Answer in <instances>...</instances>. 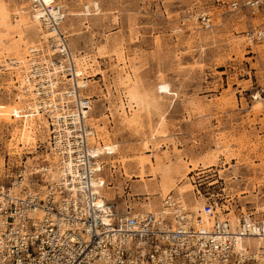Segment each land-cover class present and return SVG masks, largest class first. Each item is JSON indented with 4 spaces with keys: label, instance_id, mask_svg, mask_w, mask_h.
<instances>
[{
    "label": "rangeland",
    "instance_id": "374dc122",
    "mask_svg": "<svg viewBox=\"0 0 264 264\" xmlns=\"http://www.w3.org/2000/svg\"><path fill=\"white\" fill-rule=\"evenodd\" d=\"M56 1L64 6L62 28L77 64L88 65V86L82 92L92 96L89 123L95 131L104 129L98 142L104 144L107 134L119 146L101 174L113 200L121 208L143 210L149 199L137 193L141 184L137 161L160 156L168 158L164 163L171 161L180 168L172 194L182 196L190 206L215 199L227 204L235 217L245 212L263 219L264 96L254 99L253 94L264 86V50L246 39L245 18L213 0H96L101 10L91 15L83 9L94 0ZM20 7L28 17L33 13L28 0H9L12 21ZM202 10L215 16L211 28L196 19ZM72 11L80 14L67 15ZM18 31L14 27L0 36L6 39L0 56L25 55L26 47L40 38V34L26 37L24 42ZM207 32L213 37L204 42ZM14 78V70L0 69V104L16 93ZM161 81L170 82L177 95L164 98L158 108L140 111L142 132L137 133L123 120L134 112L127 91L131 85L155 88ZM257 100L262 107H256ZM121 103H126L124 111ZM161 114L165 115L161 131L152 137ZM13 127L0 120V175L23 169L25 184L37 188L39 179L30 171L52 159L49 135L14 155ZM210 159L216 160L215 165L205 168L203 163ZM152 167L146 166L145 180L159 189L163 167L158 163ZM163 196L160 192L152 199L156 210L161 209Z\"/></svg>",
    "mask_w": 264,
    "mask_h": 264
},
{
    "label": "built area",
    "instance_id": "2783aa9c",
    "mask_svg": "<svg viewBox=\"0 0 264 264\" xmlns=\"http://www.w3.org/2000/svg\"><path fill=\"white\" fill-rule=\"evenodd\" d=\"M28 1L52 35L42 34L35 42L26 57L27 67L15 57L0 56V69L14 70L15 81L16 69L24 71L32 88L22 87L39 101L36 115L48 123L51 151L72 150L83 183L74 191L48 178L50 162L30 171L39 179L37 188L25 184L23 169L1 174L0 264H264V245L257 249L242 243L247 237L264 236V220L245 212L231 219L233 211L215 199L208 198L199 211L175 195L167 197L158 211L121 208L106 198L98 202L100 194L92 191L89 180L96 176L92 172L96 156L86 132L92 128L85 121L92 101L74 80L77 57L62 28L64 6L56 0ZM213 1L241 14L246 39L264 50V0ZM97 8L86 4L83 12L94 13ZM195 17L203 27L213 26L215 16L209 11H199ZM263 96L261 84L253 98Z\"/></svg>",
    "mask_w": 264,
    "mask_h": 264
},
{
    "label": "bare ground",
    "instance_id": "6f19581e",
    "mask_svg": "<svg viewBox=\"0 0 264 264\" xmlns=\"http://www.w3.org/2000/svg\"><path fill=\"white\" fill-rule=\"evenodd\" d=\"M49 1V0H46ZM94 4L98 5L97 11L94 13H86L88 15L91 14H98L100 13L101 7L98 1L94 0ZM21 9L19 11H16L14 14V20L12 21L10 19V9H9V0H0V36L1 35H7L10 33L12 28L17 27L18 34L20 36V40H23L24 42L26 41V37H33L36 35H41L43 34V37L47 38L51 36L52 34L49 33L48 31L45 30L44 26L41 23V14L39 11L33 12L30 17L25 15L26 9L24 7H20ZM205 11V10H202ZM84 13V12H83ZM80 13L79 12H71L68 13L67 15H72V16H78ZM85 14V13H84ZM15 37L17 38L18 35L15 34ZM213 36L209 34L208 32L205 33L203 36L204 42H207L210 38ZM6 39H0V53L2 52V49L4 44H5ZM24 45V44H23ZM37 46L34 43L29 44L26 47V53L25 55H19L16 54L14 57L18 62H23L25 63L27 67V55H29L32 51V48H35ZM204 47H202V50ZM88 69L87 63H79L77 64L76 68V75L77 77L74 78L75 82L82 88H86L88 86L87 81L83 78H85V72ZM48 74H51L50 70H46ZM17 72V81L13 80L15 84V89H18V95L17 93L14 94L12 97V100H10L7 103L0 104V120H4L5 122H8L9 124H12L13 127V132H12V139L15 140L16 144L12 145V154H21V150L24 147H27L28 145H32L36 143L38 138L41 137H46L49 135V126L48 123L45 119H42L41 116L36 115V112L38 111L39 108V101L34 98L35 94L33 91H28L23 89L22 86L25 84L28 85L29 88H32V83L28 82L26 78L23 76L22 70L16 69ZM84 76V77H83ZM9 82L12 83V80H9ZM18 85H16V83ZM56 84H53V86ZM29 92V93H28ZM128 93L126 94L127 96V101L128 105L130 107V110L132 109L134 112L131 115H126L124 116L123 120L124 122L130 126L133 127V129L138 133L142 132V120H141V112L142 110L150 111L152 107L158 108L160 107L163 102L164 98L170 97L172 95H177V92L173 91L171 88V84L168 81H161L157 84V86L151 87L147 90H140L137 86L131 85L127 91ZM21 93V94H20ZM32 95V97H30ZM90 96V95H89ZM88 96V97H89ZM92 97V96H90ZM34 102L33 105H30V101ZM173 101V100H172ZM262 102L260 100H257L256 107L260 108L262 107ZM30 105V110H27L26 106ZM126 103H121V108L124 111V106ZM92 107V106H91ZM91 109V108H90ZM53 112H57V108L54 107ZM89 116V114H88ZM165 119V115L161 114L155 128L153 129L152 132V137L156 136V133L160 132L159 131V126L162 125L163 121ZM86 124L91 127L89 123V117L86 118ZM92 129L87 130L88 136V141L89 144L92 148L91 154L96 156V162L92 164L93 170L92 172L96 171V176L91 177L89 180L93 184L94 188L92 191L94 193H99V199L98 202L102 203L104 202L103 199H110L113 200L114 196L110 193L109 194V189L106 186L107 180L106 177H103L98 173L100 170L101 174L102 171H104L107 167V165L110 162H113L112 157L117 153L118 150V144L116 142H113L110 140L108 135L106 134L107 138L105 139V143L98 142V136L100 135V131H103L104 129H97L95 131L94 127H91ZM47 134V135H46ZM104 132H102V135ZM48 138V137H47ZM145 148H149V145H147V141L145 142ZM64 149H66L64 147ZM53 153V154H52ZM48 154H52L51 158L49 159V167L47 177L51 179H55L59 182H62L63 184L70 186L71 189L74 191L82 186V177H81V170H80V165L77 162V160L73 156L72 150H68L67 152L63 151L62 154H57L54 151H48ZM156 159L155 161L149 157H142L138 159L137 161V166L139 168L138 173L136 174L137 177L140 178V190L137 192L138 194H145L147 199H149L148 202L143 203V210H138V211H158L155 208V205L157 204L156 202H152L154 196H156L158 193L161 192V195H164L162 198L161 205H163L164 200L167 197H174V194H172V191L177 188V175H179L180 168L174 167L171 164V161H167L169 163H164L163 159L167 160L168 158L166 157H160V156H155ZM212 157L217 158L218 153H214ZM155 163H158L160 167H163V170L161 172L162 174V179L159 182V189L156 187L157 185H151L150 183L146 182L145 180V168L147 165L153 166L152 168L154 169ZM216 163L215 159H210L209 161H206L203 163V166L210 167L214 166ZM192 165V164H191ZM41 166V165H38ZM196 167V166H195ZM194 167V168H195ZM191 170L193 169L192 166L189 167ZM155 174V170H152ZM190 170L187 172L189 173ZM113 175V174H111ZM186 173H183V176L185 177ZM133 176V175H132ZM96 177V178H95ZM120 184L118 187L121 189V180L119 181ZM181 189H186L185 186H182ZM181 198L182 202L188 204L186 200L179 195H175ZM121 197V196H120ZM189 205V204H188ZM194 210L199 211L202 207V204H195L192 206ZM162 208V207H161ZM160 210V209H159ZM236 218L235 216H232L231 219ZM264 220V218H263ZM235 223V220H234ZM249 243L250 245H253L257 247V249L261 246L264 245V236H252V237H247L242 240V243Z\"/></svg>",
    "mask_w": 264,
    "mask_h": 264
}]
</instances>
